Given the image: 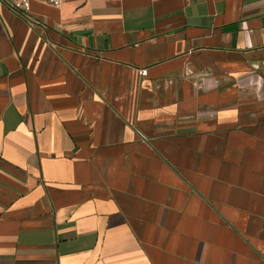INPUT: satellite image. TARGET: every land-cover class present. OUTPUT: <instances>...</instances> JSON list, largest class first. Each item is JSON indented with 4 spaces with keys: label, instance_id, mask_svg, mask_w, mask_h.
<instances>
[{
    "label": "crops",
    "instance_id": "crops-1",
    "mask_svg": "<svg viewBox=\"0 0 264 264\" xmlns=\"http://www.w3.org/2000/svg\"><path fill=\"white\" fill-rule=\"evenodd\" d=\"M0 264H264V0H0Z\"/></svg>",
    "mask_w": 264,
    "mask_h": 264
},
{
    "label": "built area",
    "instance_id": "built-area-1",
    "mask_svg": "<svg viewBox=\"0 0 264 264\" xmlns=\"http://www.w3.org/2000/svg\"><path fill=\"white\" fill-rule=\"evenodd\" d=\"M8 5L12 8H18L23 10L24 12H28L30 9V4L35 0H5ZM44 3H47L54 7H59L62 4V0H38Z\"/></svg>",
    "mask_w": 264,
    "mask_h": 264
}]
</instances>
